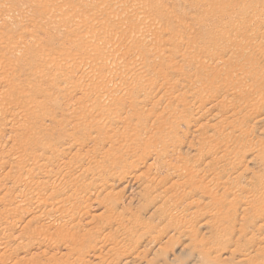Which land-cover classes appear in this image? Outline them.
Returning <instances> with one entry per match:
<instances>
[{
  "label": "rangeland",
  "instance_id": "obj_1",
  "mask_svg": "<svg viewBox=\"0 0 264 264\" xmlns=\"http://www.w3.org/2000/svg\"><path fill=\"white\" fill-rule=\"evenodd\" d=\"M130 1L0 0V264H264V0Z\"/></svg>",
  "mask_w": 264,
  "mask_h": 264
},
{
  "label": "bare ground",
  "instance_id": "obj_2",
  "mask_svg": "<svg viewBox=\"0 0 264 264\" xmlns=\"http://www.w3.org/2000/svg\"><path fill=\"white\" fill-rule=\"evenodd\" d=\"M135 2H137V0H131L130 3H129V5L134 6ZM131 6L126 7V8L124 9V12H126L125 14H127L128 16H129V15H132V13H136V11H137L135 8L133 9V7H131ZM133 15H134V14H133ZM136 15H137V14H136ZM142 16H143V15H142ZM261 37H262V36H261ZM245 39H246V38H245ZM241 40H242V39H241ZM249 41H250V40H249ZM229 47H230V46H229ZM258 48H259V47H258ZM248 49H249V48H248ZM256 50H257V49H256ZM260 51H261V49H260ZM261 52H262V51H261ZM254 58H255V57H254ZM76 65H77V64H76ZM74 67H75V66H74ZM82 68H83V65H82V64H79V65H78V69H77L76 71L81 70ZM72 69H73V68H72ZM73 71H74V70H73ZM240 71H241V70H240ZM253 72H254V71H253ZM260 72H261V71H260ZM259 74H260V73H259ZM113 79H114V81H116L115 79L119 80V74H118V73L113 74ZM120 79H121V78H120ZM260 79H261V78H260ZM79 80H80V79H79ZM227 80H228V79H227ZM122 81H123V80H122ZM122 81H121V82H122ZM77 82H78V80H77ZM81 82H82V81H81ZM117 82H118V81H117ZM117 82H116V83H117ZM121 82H120V83H121ZM250 83H251V82H250ZM82 84H83V83H82ZM118 84H119V83H118ZM125 84H126V83H125ZM123 85H124V84H123ZM244 85H245V84H244ZM246 85H247V84H246ZM75 86H76V85H75ZM256 86H257V85H256ZM115 87H117V86H115ZM115 87H114V88H115ZM122 87L124 88L125 85L122 86ZM250 88H251V87H250ZM255 88H256V87H255ZM255 88H254V89H255ZM80 89H81V88H80ZM84 89H85V88H84ZM115 89H116V88H115ZM121 89H122V88H121ZM243 89H244V87H243ZM263 89H264V88H263ZM82 90H83V89H82ZM250 90H251V89H250ZM241 91H242V90H241ZM248 91H249V90H248ZM244 92H245V90H244ZM263 92H264V91H263ZM226 93H227V92H226ZM230 93H231V92H230ZM223 94H224V93H223ZM242 94H243V93H242ZM261 95H262V94H261ZM243 96H244V95H243ZM253 96H254V95H253ZM263 96H264V95H263ZM255 97H256V96H255ZM255 97H254V98H255ZM243 98H244V97H243ZM263 98H264V97H263ZM235 100H236V98H235ZM262 100L264 101V99H262ZM206 102H207V101H206ZM238 102H239V100H238ZM231 103H232V102H231ZM233 103H234V102H233ZM233 103H232V104H233ZM250 103H251V101H250ZM204 104H205V103H204ZM253 104H254V103H253ZM200 105H201V104H200ZM246 105H247V104H246ZM216 107H217V106H216ZM216 107H215V108H216ZM254 107H255V106H254ZM218 108H219V107H218ZM261 109H263V108H261ZM234 110H235V109H234ZM249 112H250V111H249ZM259 112H260V111H259ZM232 114H233V113H232ZM232 114H230V115H231V118H232V116H233ZM241 114H242V113H241ZM248 114H249V113H248ZM257 114H258V113H256L255 115H257ZM235 115H236V114H235ZM228 116H229V115H228ZM239 116H240V115H239ZM262 116H264V115H262ZM237 117H238V116H237ZM234 118H235V117H234ZM259 118H260V117H259ZM259 118L257 117L256 119L259 120ZM261 118H262V117H261ZM213 120H214V119H213ZM240 120H241V119H240ZM229 122H231V121H229ZM238 125H239V124H238ZM243 126H244V125H243ZM245 128H246V127H245ZM234 129L239 131V130L241 129V127H236V128H234ZM235 130H234V131H235ZM202 132H203V131H202ZM205 132H206V131H205ZM229 132H230V131H229ZM240 132H241V131H240ZM245 132H246V131H245ZM206 133H207V132H206ZM227 133H228V131H227ZM241 133H242V132H241ZM248 134H249V133H248ZM222 135H223V134H222ZM241 135H242V134H241ZM251 136H252V135H251ZM234 137H235V136H234ZM234 137H233V138H234ZM250 138H251V137H250ZM208 139H209V138H208ZM76 141H77V139H76ZM74 142H75V141H74ZM220 142H221V141H220ZM230 142H231V140H230ZM44 143H45V142H44ZM214 143H215V142H214ZM217 143H218V142H217ZM218 144H219V143H218ZM226 144H227V142H226ZM255 144H256V143H255ZM70 145H71V144H70ZM64 146H65V145H64ZM64 146H63V147H64ZM65 147H66V146H65ZM56 149H58V148H56ZM201 150H203V149H201ZM228 150H229V149H228ZM58 151H59V150H58ZM203 151H204V150H203ZM203 151H201V152H203ZM226 151H227V150H226ZM2 153H3V152H2ZM4 153H5V152H4ZM4 153H3V155L5 156ZM50 153H51V152H50ZM139 153H140V152H139ZM24 154H25V153H24ZM39 154H40V153H39ZM41 154H42V153H41ZM59 154H61V150H60V153H59ZM224 154H226V153H224ZM224 154H223V155H224ZM0 155H1V154H0ZM3 155H2V156H3ZM21 155H22V154H21ZM54 155H55V154H54ZM211 155H213L212 152H211ZM11 156H13V155H11ZM19 156H20V155H19ZM19 156H18V157H19ZM27 156H28V155H27ZM85 156H87V155H85ZM187 156H188V155H187ZM187 156H185V157H187ZM205 156H206V155H205ZM216 156H217V155H216ZM5 157H6V156H5ZM7 157H8V156H7ZM60 157H61V156H60ZM63 157H64V156H63ZM77 157H78V156H77ZM132 157H133V156H132ZM183 157H184V156H183ZM14 158H16V157H14ZM79 158H80V157H79ZM200 158H201V157H200ZM209 158H210V157H209ZM4 159H5V158H4ZM21 159L24 160V159L22 158V156H21ZM21 159H20V160H21ZM27 159H28V157H27ZM40 159H41V158H40ZM76 159H77V158H76ZM192 159H193V158H192ZM201 159H203V158H201ZM20 160H19V162H21ZM58 160H59V159H58ZM61 160H62V158H61ZM73 160H74V159H73ZM73 160H72V161H73ZM104 160H105V158H104ZM104 160H103V161H104ZM134 160H135V159H134ZM144 160H145V158H144ZM215 160H216V159H215ZM215 160H214V161H215ZM1 161H3V160H1ZM31 161H32V160H31ZM63 161H64V163H65V160H63ZM69 161H70V160H69ZM101 161H102V160H101ZM112 161H113V159H112ZM117 161H118V160H117ZM125 161H126V160H125ZM142 161H143V160H142ZM193 161H194V160H193ZM29 162H30V161H29ZM51 162H53V161H51ZM60 162H61V161H60ZM89 162H92V161H89ZM171 162H172V161H171ZM225 162H226V161H225ZM13 163H14V162H13ZM13 163H12V164H13ZM26 163H28V162H26ZM66 163H67V161H66ZM68 163H69V162H68ZM81 163H82V162H81ZM100 163H101V162H100ZM110 163H111V161H110ZM191 163H192V162H191ZM20 164H21V163H20ZM24 164H25V162H24ZM24 164H23V166H24ZM73 164H74V163H73ZM73 164H72V166H73ZM96 164H97V163H96ZM129 164H130V163H129ZM176 164H177V163H176ZM179 164H180V163H179ZM198 164H199V163H198ZM206 164H207V163H206ZM10 165H11V163H10ZM25 165H26V164H25ZM48 165H49V164H48ZM54 165H55V163H54ZM77 165H79V164H77ZM92 165H93V164H92ZM99 165H100V164H99ZM102 165H103V164H102ZM187 165H188V164H187ZM16 166H17V165H16ZM36 166H37V165H36ZM72 166H71V167H72ZM100 166H101V165H100ZM181 166H182V165H181ZM188 166H189V165H188ZM193 166H194V165H193ZM21 167H22V166H21ZM21 167L19 166V168H21ZM24 167H25V166H24ZM51 167H52V166H51ZM76 167H78V166H76ZM97 167H98V166H97ZM125 167H126V166H125ZM134 167H135V166H134ZM142 167H143V166H142ZM11 168H12V167H11ZM11 168H10V169H11ZM87 168H88V167H87ZM100 168H101V167H100ZM103 168H104V167H103ZM111 168H112V167H111ZM138 168H139V167H138ZM167 168H168V167H167ZM36 169H37V167H36ZM39 169H40V168H39ZM172 169H174V168H172ZM180 169H182V168H180ZM190 169L193 170L192 168H190ZM69 170H70V169H69ZM84 170H86V169H84ZM89 170H91V168L88 169V170H86V171L88 172ZM131 170H133V168H132ZM134 170H137V169H134ZM149 170H150V169H149ZM242 170H243V169H242ZM40 171H41V169H40ZM55 171H56V170H55ZM61 171H62V170H61ZM63 171H64V170H63ZM82 171H83V170H82ZM141 171H142V170H141ZM178 171H179V170H178ZM178 171H177V172H178ZM196 171H197V170H196ZM10 172H11V171H10ZM37 172H38V171H37ZM59 172H60V170L58 171V174H60ZM64 172H65V171H64ZM66 172L68 173V171H66ZM110 172H111V171H110ZM139 172H140V171H139ZM155 172H156V171H155ZM240 172H241V171H240ZM48 173H49V172H48ZM67 173H66V174H67ZM153 173H154V172H153ZM168 173H169V172H168ZM173 173H175V172L173 171ZM184 173H186V172L184 171ZM189 173H190V170H189ZM189 173H187L188 176H190L193 172H191V174H189ZM194 173H195V172H194ZM8 174H9V173H8ZM29 174H30V173H29ZM56 174H57V172H56ZM63 174H64V173H63ZM97 174H99V173H97ZM127 174H128V173H127ZM133 174H134V173H132V175H133ZM137 174H138V175H141V173H137ZM155 174H156V173H155ZM203 174H205V173H203ZM40 175H41V174H40ZM45 175H48V174H45ZM86 175H87V174H86ZM142 175H143V174H142ZM171 175H172V171H171ZM175 175H177V174H175ZM200 175H201V174H200ZM5 176H6V175H5ZM5 176H4V177H5ZM8 176H10V175H8ZM12 176H13V175H12ZM93 176H94V175H93ZM172 176H173V175H172ZM202 176H203V175H202ZM37 177H38V176H37ZM42 177H43V176H42ZM45 177H46V176H44V178H45ZM55 177H57V176H55ZM55 177H54V178H55ZM64 177H66V176H64ZM64 177H63V178H64ZM89 177H90V176H89ZM91 177H92V174H91ZM98 177H99V176H98ZM128 177H129V176H128ZM132 177H134V175H133ZM136 177H137V176H136ZM149 177H150V176H149ZM149 177L147 176L148 180H151V179H149ZM151 177L153 178V176H151ZM151 177H150V178H151ZM159 177H160V176H159ZM206 177H207V175H206ZM6 178H7V177H6ZM14 178H15V177H14ZM14 178H13V179H14ZM46 178H47V177H46ZM52 178H53V177H52ZM52 178H49V179H52ZM57 178H58V177H57ZM77 178H79V177H77ZM141 178H142V177H141ZM147 178H146V179H147ZM157 178H158V177H157ZM189 178L192 179V176H190ZM19 179H20V178H19ZM26 179H27V178H26ZM26 179H25V180H26ZM28 179H29V178H28ZM71 179H72V178H71ZM92 179H93V178H92ZM126 179H127V178H126ZM130 179H131V178H130ZM130 179H129V180H130ZM133 179H134V178H133ZM155 179H156V175H155ZM14 180H15V179H14ZM25 180H24V181H25ZM43 180H44V179H43ZM43 180H42V181H43ZM52 180H55V179H52ZM56 180H57V179H56ZM75 180H76V179H75ZM88 180H89V179H88ZM90 180H91V179H90ZM90 180H89V181H90ZM107 180H108V179H107ZM112 180H113V179H112ZM127 180H128V179H127ZM135 180H136V179H135ZM135 180H134V181H135ZM153 180H154V178H153ZM157 180H158V179H157ZM183 180L185 181L184 178H183ZM229 180H230V179H229ZM2 181H4V180H2ZM17 181H19V180H17ZM22 181H23V179H22ZM22 181H21V183H22ZM29 181L33 182V179H32V180L29 179ZM37 181H38V180H37ZM37 181L34 180V183H36ZM50 181H51V180H50ZM99 181H101V180H99ZM178 181H179V180H178ZM190 181H192V180H190ZM5 182H6V181H4V183H5ZM25 182H27V181H25ZM25 182H24V184H25ZM72 182H73V181H72ZM75 182H76V181H75ZM77 182H78V180H77ZM92 182H95V181H92ZM109 182H110V180H109ZM145 182H146V181H145ZM151 182H152V180H151ZM160 182H161V181H160ZM187 182H188V181H187ZM195 182H196V180H195ZM47 183H48V182H47ZM102 183H104V182H102ZM105 183H106V182H105ZM107 183H108V182H107ZM140 183H141V182H140ZM152 183H153V182H152ZM152 183H151V184H148V183H147L146 185H149V186L152 185V186H153L154 184H152ZM215 183H216V182H215ZM224 183H225V182H224ZM6 184H7V183H6ZM41 184H42V183H41ZM45 184H46V183H45ZM56 184H57V183H56ZM56 184L53 185V188H55V190H56V187H57ZM65 184H66V183H65ZM73 184H74V183H73ZM111 184H113V183L111 182ZM114 184H115V182H114ZM231 184H232V183H231ZM3 185H4V184H3ZM9 185H10V184H9ZM12 185H13V184H12ZM20 185H22V184H20ZM25 185H26V184H25ZM28 185H29V183H28ZM34 185H35V184H34ZM43 185H44V184H43ZM48 185H49V184H48ZM61 185H62V184H61ZM61 185H60V186H61ZM100 185H101V184H100ZM109 185H110V183H109ZM109 185H108V186H109ZM115 185H116V184H115ZM155 185H156V184H155ZM186 185H187V184H186ZM219 185L221 186V184H219ZM247 185H248V184H247ZM4 186H6V185H4ZM16 186H17V185H15V187H16ZM18 186H19V185H18ZM54 186H56V187H54ZM60 186H59V187H60ZM65 186H66V185H65ZM104 186H105V185H104ZM173 186H174V185H173ZM181 186H182V185H181ZM212 186H213V185H212ZM212 186H211V187H212ZM215 186H216V184H215ZM236 186H237V185H236ZM248 186H249V185H248ZM7 187H8V184H7ZM24 187H25V186H24ZM33 187H34V186H33ZM33 187H32V188H33ZM36 187L39 188L38 186H36ZM51 187H52V186H51ZM51 187H49V188H51ZM63 187H64V186H63ZM80 187H81V186H80ZM98 187H99V186H98ZM102 187H103V186H102ZM106 187H107V186H106ZM145 187H146V186H145ZM255 187H256V186H255ZM2 188H3V187H2ZM5 188H6V187H5ZM5 188H3V189L5 190ZM19 188H20V186H19ZM19 188H18V189H19ZM32 188H30V189L33 190L34 188H33V189H32ZM146 188H147V187H146ZM149 188H151V186H150ZM153 188H154V187H153ZM182 188H184V187H182ZM190 188H193V186L190 187ZM215 188H216V187H215ZM258 188H259V187H258ZM0 189H1V188H0ZM22 189H23V188H22ZM24 189H25V188H24ZM39 189H40V188H39ZM42 189H43V188H41V191H42ZM59 189H60V188H59ZM61 189L63 190V188H61ZM94 189H95V188H94ZM155 189H156V188H155ZM178 189H179V188H178ZM178 189H177V190H178ZM188 189H189V188H188ZM213 189H214V188H213ZM216 189H217V188H216ZM224 189H226V188H224ZM31 190L29 191V193H31ZM49 190H50V189H49ZM51 190H52V189H51ZM51 190H50V192H51ZM53 190H54V189H53ZM55 190H54V191H55ZM88 190H89V189H88ZM112 190H113V189H112ZM170 190H171V189H170ZM149 191H150V190H149ZM168 191H169V190H168ZM222 191H223V190H222ZM229 191H230V190H229ZM241 191H242V189H241ZM14 192H15V191H14ZM35 192H37V190H36ZM57 192H59V191L57 190ZM57 192L54 193V194H57ZM107 192H108V189H107ZM109 192H110V191H109ZM109 192H108V193H109ZM117 192H118V190H117ZM183 192H184V191H183ZM223 192H224V191H223ZM234 192L236 193V190H235ZM237 192H239V191H237ZM251 192H252V191H251ZM52 193H53V192H52ZM108 193H107V197H109V196H108ZM110 193H111V192H110ZM112 193H113V192H112ZM118 193H119V192H118ZM247 193H248V192H247ZM249 193H250V192H249ZM6 194H7V191H6ZM18 194H19V193H18ZM34 194H35V193H34ZM45 194H46V193H45ZM48 194H49V193H48ZM50 194H51V193H50ZM62 194H63V192H62ZM173 194H175V193H173ZM217 194H218V193H217ZM238 194H239V193H238ZM251 194H252V193H251ZM254 194H255V193H254ZM10 195H12V194H10ZM28 195H29V194H28ZM35 195H36V194H35ZM37 195L39 196V192L37 193ZM79 195H80V193H79ZM221 195H222V194H221ZM236 195H237V194H236ZM244 195H245V194H244ZM22 196H23V195H22ZM22 196H20V197H22ZM38 196H36V198H37ZM42 196H43V195H42ZM47 196H48V195H47ZM115 196H116V194H115ZM153 196H155V195H153ZM0 197H1V196H0ZM2 197H3V196H2ZM2 197H1V198H2ZM30 197H31V196H30ZM52 197H53V196H52ZM57 197H59V196H57ZM57 197H55L56 200H57ZM104 197H105V196H104ZM118 197H119V196H118ZM168 197H169V196H168ZM242 197H243V196H242ZM248 197H249V196H248ZM3 198H4V197H3ZM5 198H6V197H5ZM39 198H40V197H39ZM42 198H43V197H42ZM50 198H51V197H50ZM50 198H49V199H50ZM159 198H160V197H159ZM234 198H235V197H234ZM13 199H15V198H13ZM27 199H28V197H27ZM30 199H31V198H30ZM51 199H52V198H51ZM91 199H92V198H91ZM101 199H102V198H101ZM248 199H249V198H248ZM6 200H7V199H6ZM35 200H36V199H35ZM46 200H47V199H46ZM68 200H69V198H68ZM175 200H176V199H175ZM2 201H4V200H2ZM7 201H8V200H7ZM7 201H6V202H7ZM17 201H18V199L16 200V202H17ZM36 201H37V200H36ZM36 201H35V202H36ZM50 201H51V200H50ZM50 201H49V202H50ZM244 201H245V200H244ZM244 201H243V202H244ZM12 202H13V201H12ZM25 202H26V200H25ZM29 202H30V201H29ZM29 202H28V203H29ZM38 202H39V201H38ZM41 202H43V201H41ZM46 202H48V201H45V203H46ZM49 202H48V203H49ZM62 202H63V201H62ZM62 202H59V203H62ZM71 202H72V201H71ZM79 202H80V201H79ZM246 202H247V201H246ZM33 203H34V202H33ZM55 203H56V201H55ZM55 203H54V204H55ZM59 203H58L59 208L62 210V208H61L62 206H61ZM188 203H190V202H188ZM221 203H222V202H221ZM5 204H6V203H5ZM41 204H42V203H41ZM43 204H44V202H43ZM54 204H53V206H54ZM71 204H72V203H71ZM92 204H93V203H92ZM105 204H106V203H105ZM19 205H20V204H19ZM21 205H22V204H21ZM35 205H36V204H35ZM46 205H47V203H46ZM49 205H50V204H49ZM76 205H77V204H76ZM78 205H79V204H78ZM83 205H84V204H83ZM157 205H158V204H157ZM163 205H164V204H163ZM30 206H31V205H30ZM44 206H45V205H44ZM53 206H52V202H51V207H53ZM55 206H56V205H55ZM63 206H65V209L68 207V206L66 207V205H63ZM79 206H80V205H79ZM79 206H78V207H79ZM159 206H160V205H159ZM242 206H243V205H242ZM16 207H17V206H16ZM72 207H74V205H73ZM104 207H105V206H104ZM233 207H234V206H233ZM246 207H247V206H246ZM246 207H245V208H246ZM18 208H19V207H18ZM18 208H17V209H18ZM20 208H21V207H20ZM43 208H46V207H43ZM74 208H75V207H74ZM74 208H73V209H74ZM80 208H81V207H80ZM84 208H85V207H84ZM102 208H103V207H102ZM105 208H106V207H105ZM242 208H243V207H242ZM247 208H248V207H247ZM247 208H246V209H247ZM46 209H47V208H46ZM51 209H52V208H51ZM53 209H54V207H53ZM57 209H58V206H57ZM73 209H72V211H73ZM108 209H109V208H108ZM21 210H22V209H21ZM55 210H56V209H55ZM61 210H60V213H61ZM104 210H105V209H104ZM183 210H184V208H183ZM39 211H40V210H39ZM42 211H43V210H42ZM49 211H50V210H49ZM49 211H47V212H49ZM168 211H169V210H168ZM174 211H175V210H174ZM22 212H23V211H22ZM43 212H44V211H43ZM43 212H42V213H43ZM56 212H57V210H56ZM81 212H82V211H81ZM102 212H103V211H102ZM225 212H227V211H225ZM225 212H224V214L227 215V213H225ZM1 213H2V212H1ZM16 213H17V212H16ZM38 213H39V212H38ZM45 213H46V212H45ZM49 213L51 214V212H49ZM54 213H55V212H54ZM58 213H59V212H58ZM63 213H64V212H63ZM78 213H79V211H78ZM89 213H90V212H89ZM108 213H109V212H108ZM187 213H188V212H187ZM212 213H213V212H212ZM214 213H215V212H214ZM241 213H242V212H241ZM5 214H6V213H5ZM31 214H32V213H31ZM55 214H56V213H55ZM66 214L69 215V213H66ZM119 214H120V213H119ZM224 214H223V215H224ZM33 215H36V213L33 214ZM40 215H41L40 217L42 218L43 215H42V214H40ZM57 215H58V214H57ZM78 215H79V214H78ZM83 215H84V214H83ZM85 215H86V214H85ZM90 215H91V214H90ZM180 215H182V214H180ZM195 215H196V214H195ZM214 215H215V214H214ZM234 215H235V213H232L231 216H228V217H232V219H234ZM245 215H246V214H245ZM245 215H244V216H245ZM5 216H6V215H5ZM7 216H8V215H7ZM36 216H39V214H37ZM36 216H35V217H36ZM44 216H46V215H44ZM51 216H52V214H51ZM53 216H54V214H53ZM178 216H179V215H178ZM244 216H243V217H244ZM0 217H1V216H0ZM35 217H34V218H35ZM48 217H49V216H48ZM55 217H56V216H55ZM114 217H115V216H114ZM188 217H189V216H188ZM226 217H227V216H226ZM241 217H242V215H241ZM243 217H242V218H243ZM9 218H10V216H9ZM12 218H13V217H12ZM14 218H15V217H14ZM37 218H38V217H37ZM45 218H46V217H45ZM49 218H50V217H49ZM56 218H57V217H56ZM62 218H63V217H62ZM68 218H69V217H68ZM96 218H97V217H96ZM179 218H181V216H180ZM242 218H241V219H242ZM53 219H55V218H53ZM69 219H70V218H69ZM72 219H73V218H72ZM74 219H75V217H74ZM113 219H116V218H113ZM126 219H127V218H126ZM182 219H183V218H182ZM187 219H189V218H187ZM6 220H7V217H6ZM8 220H9V219H8ZM32 220H33V219H32ZM48 220H49V219H48ZM168 220H169V219H168ZM168 220H167V221H168ZM170 220H172V219H170ZM9 221H10V220H9ZM42 221H43V220H42ZM44 221H46V220H44ZM91 221H93V220H91ZM126 221H127V220H126ZM175 221H176L177 223L180 224V223L183 222L184 220L181 221V222H180V221H177V220H175ZM205 221H207V219H206ZM235 221H236V220H235ZM257 221H258V220H257ZM7 222H8V221H7ZM14 222H15V221H14ZM71 222H72V221H71ZM80 222H81V221H80ZM96 222H97V221H96ZM110 222H111V221H110ZM115 222H116V221H115ZM2 223H3V222H1V224H2ZM30 223H31V220H30ZM72 223H73V222H72ZM77 223H78V222H77ZM106 223H107V222H106ZM132 223H133V222H132ZM190 223H191V222H190ZM205 223H206V222H205ZM231 223H232V221H231ZM67 224H68V223H67ZM113 224H114V223H113ZM125 224H126V223H125ZM192 224H194V223H192ZM227 224H229V222H228ZM108 225H109V224H108ZM117 225H119V224H117ZM120 225H121V224H120ZM145 225H146V224H145ZM174 225H175V224H174ZM203 225H204V224H203ZM72 226H74V225H72ZM72 226H71V227H72ZM82 226H83V225H82ZM205 226H207V225H205ZM205 226H204V227H205ZM214 226H215V225H214ZM45 227H46V226H45ZM48 227H49V226H48ZM48 227H47V228H48ZM67 227H69V226H67ZM71 227H69V228H71ZM99 227H100V226H99ZM117 227H118V226H117ZM185 227H186V226H184V228H185ZM226 227H227V226H226ZM92 228H93V227H92ZM109 228H110V227H109ZM125 228H126V226H125ZM88 229H90V228H88ZM102 229H103V228H102ZM121 229H122V228H121ZM186 229H188V228H186ZM229 229H230V227L228 228V230H229ZM44 230H45V228H44ZM70 230H71V229H70ZM111 230H112V229H111ZM67 231H68V230H67ZM72 231H73V230H72ZM1 232H2V231H1ZM77 232H78V231H77ZM22 233H24V232H22ZM93 233H94V232H93ZM117 233H118V232H117ZM3 234H4V233H3ZM5 234H6V233H5ZM91 234H92V233H91ZM91 234H90V235H91ZM105 234H106V233H105ZM38 235H40V234H38ZM93 235H94V234H93ZM103 235H104V234H103ZM186 235H187V234H186ZM32 236H33V235H32ZM108 236H109V235H108ZM108 236H107V237H108ZM4 237H5V236H4ZM109 237H110V236H109ZM114 237H115V236H114ZM117 237H118V236H117ZM38 238H39V237H38ZM93 238H94V237H93ZM82 239H83V238H82ZM100 239H101V238H100ZM116 239H117V238H116ZM116 239H115V240H116ZM125 239H126V238H125ZM9 240H10V239H9ZM101 240H102V239H101ZM110 240H111V237H110ZM115 240H114V243L116 242ZM123 240H124V239H123ZM38 241H39V240H38ZM75 241H76V240H75ZM78 241H79V240H78ZM104 241H105V240H104ZM104 241H103V242H104ZM107 241H108V240L106 239V242H107ZM111 241H112V240H111ZM255 241H256V240H255ZM103 242H102V243H103ZM106 242H105V243H106ZM120 242H123V241H120ZM262 242H263V240H262ZM89 243H90V242H89ZM263 243H264V242H263ZM74 244H75V243H74ZM80 244H81V245H80ZM80 244H79V246H82V242H81ZM106 244H108V242H107ZM106 244H104V245L106 246ZM112 244H113V243H112ZM112 244H111V245H112ZM92 245H93V244H92ZM94 245H95V244H94ZM97 245H98V243H97ZM101 245H102V247H103V244H101ZM101 245H100V246H101ZM114 245L117 246L116 244H114ZM119 245H120V244H119ZM128 245H129V244H128ZM89 246H90V245H89ZM105 246H104V247H105ZM115 246H114V247H115ZM255 246H256V245H255ZM260 246H261V245H260ZM94 247H95V246H94ZM106 247H107V246H106ZM106 247H105V248H106ZM108 247H109V249L111 248L110 245H109ZM129 247H130V246H129ZM263 247H264V246H263ZM98 248L100 249L101 247L98 246ZM131 248H132V247H131ZM90 249H91V248H90ZM94 249H95V248H94ZM101 249H102V248H101ZM121 249H122V248H121ZM121 249L119 248V250H121ZM260 249H261V248H260ZM73 250H74V249H73ZM73 250H72V252H73ZM77 250H79V249H77ZM91 250H93V249H91ZM95 250H96V249H95ZM102 250H104V249H102ZM107 250H108V249H107ZM110 250H111V249H110ZM243 250H244V249H243ZM74 251H75V250H74ZM113 251H114V250H113ZM256 251H257V250H256ZM86 252H87V251H86ZM90 252H91V251H90ZM90 252H89V254H90ZM111 252H112V251H111ZM123 252H124V251H123ZM123 252H122V253H123ZM83 253H84V252H83ZM91 253H92V252H91ZM124 253H126V252H124ZM245 253H246V252H245ZM86 254H88V252H87ZM93 254H94V252H93ZM96 254H97V253H96ZM96 254H95V255H96ZM254 254H255V253H254ZM254 254H253V255H254ZM98 255H99V251H98ZM110 255H111V253H110ZM135 255H137V254H135ZM96 256H97V255H96ZM96 256H95V257H96ZM248 256H249V255H248ZM3 257H4V256H3ZM7 257H8V256H7ZM82 257H83V256H82ZM132 257H133V256H132ZM4 258H5V257H4ZM96 258H97V257H96ZM100 258H101V256H100ZM80 259H81V258H80ZM82 259H84V257H83ZM82 259H81V260H82ZM0 260H1V258H0ZM85 260H86V259H85ZM134 260H135V259H134ZM83 261H84V260H83ZM83 261H82V262H83ZM101 261H102V260H101ZM101 261H100V262H101ZM107 262H108V261H107ZM255 262H256V261H255ZM84 263H85V262H84ZM81 264H82V263H81ZM106 264H107V263H106Z\"/></svg>",
  "mask_w": 264,
  "mask_h": 264
}]
</instances>
